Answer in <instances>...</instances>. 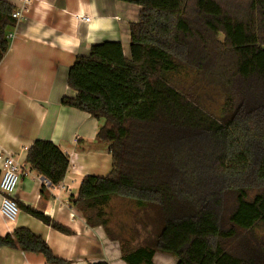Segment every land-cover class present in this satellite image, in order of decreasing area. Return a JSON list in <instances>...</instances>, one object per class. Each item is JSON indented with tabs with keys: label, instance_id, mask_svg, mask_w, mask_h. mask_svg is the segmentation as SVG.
Returning <instances> with one entry per match:
<instances>
[{
	"label": "trees",
	"instance_id": "obj_1",
	"mask_svg": "<svg viewBox=\"0 0 264 264\" xmlns=\"http://www.w3.org/2000/svg\"><path fill=\"white\" fill-rule=\"evenodd\" d=\"M119 1L141 7L129 55L120 41L92 45L68 71L76 95L61 100L98 120L96 140L112 155L111 171L86 175L73 205L119 243L126 264H154L156 252L177 264H264V0ZM15 9L0 0V62ZM26 160L52 185L70 166L43 139ZM116 198L133 207L118 229ZM3 246L66 264L27 227L0 235Z\"/></svg>",
	"mask_w": 264,
	"mask_h": 264
},
{
	"label": "crops",
	"instance_id": "obj_2",
	"mask_svg": "<svg viewBox=\"0 0 264 264\" xmlns=\"http://www.w3.org/2000/svg\"><path fill=\"white\" fill-rule=\"evenodd\" d=\"M32 1L9 31L14 37L0 62V172L3 157L13 155L21 165L15 201L49 215L71 233L60 232L20 208L14 221L0 211V235L27 227L41 235L66 264L103 260L126 264L119 243L107 236L104 227L89 226L72 203L86 175L106 176L111 171L112 155L106 143L96 140L98 120L86 111L64 106L61 100L76 95L68 85V71L92 45L120 41L129 55V27L138 20L141 7L119 0ZM36 139L54 142L70 158L67 174L58 185L27 163L28 149ZM153 262L177 264V259L156 252ZM0 264L52 263L40 253L3 246Z\"/></svg>",
	"mask_w": 264,
	"mask_h": 264
},
{
	"label": "built area",
	"instance_id": "obj_3",
	"mask_svg": "<svg viewBox=\"0 0 264 264\" xmlns=\"http://www.w3.org/2000/svg\"><path fill=\"white\" fill-rule=\"evenodd\" d=\"M16 3V9L13 12V18L19 22L25 14L28 12L32 5V0H14ZM89 20V18H87ZM14 34L8 32L6 38L12 40ZM21 179V165L11 154L3 157L2 173L0 177V193H1V204L0 211L9 220L14 221L19 212L20 208L13 198V195L17 189L18 183Z\"/></svg>",
	"mask_w": 264,
	"mask_h": 264
},
{
	"label": "rangeland",
	"instance_id": "obj_4",
	"mask_svg": "<svg viewBox=\"0 0 264 264\" xmlns=\"http://www.w3.org/2000/svg\"><path fill=\"white\" fill-rule=\"evenodd\" d=\"M120 200L118 198L115 199V203L113 204L114 207L113 208V211H114V215L113 216V225L116 229H118V225L119 222H126L127 220L128 221H132V220H129V218L131 217V210L133 209V207H129V208H132L130 211L126 210L125 208L121 210V206L122 204L119 203ZM128 206V205H127ZM117 222V223H116Z\"/></svg>",
	"mask_w": 264,
	"mask_h": 264
},
{
	"label": "water",
	"instance_id": "obj_5",
	"mask_svg": "<svg viewBox=\"0 0 264 264\" xmlns=\"http://www.w3.org/2000/svg\"><path fill=\"white\" fill-rule=\"evenodd\" d=\"M43 178H45V177H43Z\"/></svg>",
	"mask_w": 264,
	"mask_h": 264
}]
</instances>
